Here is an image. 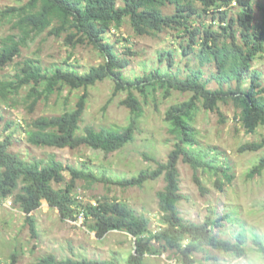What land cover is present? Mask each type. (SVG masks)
Masks as SVG:
<instances>
[{"label": "trees", "instance_id": "trees-1", "mask_svg": "<svg viewBox=\"0 0 264 264\" xmlns=\"http://www.w3.org/2000/svg\"><path fill=\"white\" fill-rule=\"evenodd\" d=\"M29 0L20 7H9L6 14L18 17L14 24L17 32L7 35L1 41L0 69L12 63L21 55L35 35H40L52 26L51 34L60 36L68 32L67 40L72 46L90 43L101 51L106 62L93 66L87 73L56 66L47 71L35 58H27L18 68L12 79L0 80V100L10 102L12 96L29 87L25 96L30 111L38 102L49 98L64 86L73 89L83 88L84 94L73 111L60 116H42L35 119L27 131L29 142L37 146L70 147L81 145L103 150L106 153L117 151L134 141L140 117L143 115L142 101L132 91L138 89L144 100L160 89L163 97L171 95V89L183 93L192 92L185 101L169 107L166 121L170 123L177 142L167 162L156 161L154 169L141 170L137 175L113 179L106 173H97L92 167L82 168L65 165L55 154L48 158L23 159L10 148L13 133L0 140V203L8 198L27 214V221L33 235L36 234V220L33 211L44 201L57 208L63 219L85 218L90 231L103 238L110 231H125L135 239V250L126 259H91L88 257L60 259L54 253L39 259L37 264H147V255H159L170 251L177 257L178 264H197L195 254L206 251L208 246L245 255L243 243L245 234L239 232L238 242L220 238L214 234L213 226L219 220L209 215L202 222L186 220L179 211V202L185 199L181 193L179 159L191 165L197 172L200 168L217 175L216 182L223 184L221 175L233 180L230 167L220 162V158L210 157L208 150L199 147L198 133L194 127V113L198 103L216 110L220 101L232 100L239 111L240 121L248 132H254L264 125V78L263 73L254 68L259 55L264 54V18L256 22V6L264 17V1L253 0ZM256 5V6H255ZM172 7L168 13L164 8ZM238 9L237 12H235ZM235 12V13H234ZM129 20L138 35L176 30L186 44H182L184 55H194L198 67L192 69L185 78L179 73L155 68L143 78L130 81L123 70L131 64L130 59L121 57L115 45L107 41L106 35L113 29H121ZM129 53H132L129 51ZM173 52H163L160 60L167 58L173 63ZM214 65L216 71L204 78L203 68ZM112 77L116 83L114 95L127 90L128 96L122 101L132 113L129 124L121 131L88 128L86 134L79 135L87 99V90L99 81ZM215 80L219 88L208 87ZM129 84L131 85L129 87ZM2 116L0 115V121ZM11 124H8L7 130ZM13 126V125H12ZM11 126V127H12ZM261 142L244 145L241 151L259 150ZM148 159L152 157L146 155ZM154 159V158H153ZM71 175L67 180L65 172ZM264 171V156L249 172V177ZM164 175L166 185L158 192L161 210V227L153 230L151 219L139 213L128 202L104 196L96 202L83 203L76 195L78 181L89 184L102 182L121 187H142L145 182ZM195 180L202 190L206 188L195 173ZM54 184H63L55 187ZM259 250L264 253V242L255 239ZM169 256V257H170ZM172 258V257H171Z\"/></svg>", "mask_w": 264, "mask_h": 264}, {"label": "rangeland", "instance_id": "rangeland-1", "mask_svg": "<svg viewBox=\"0 0 264 264\" xmlns=\"http://www.w3.org/2000/svg\"><path fill=\"white\" fill-rule=\"evenodd\" d=\"M253 1L262 3L264 0ZM28 2L29 0H0V47L4 37L17 32L14 24L18 17L6 14L5 10ZM119 2L122 3V0ZM164 10L168 13L174 12L171 6ZM237 11L238 9L235 12ZM263 18L261 9L256 6V22L261 23ZM51 29L52 26L40 35H35L28 46L22 48L20 56L0 69V80L12 79L27 58L39 60L47 71L62 66L80 73H87L93 66L106 62L104 55L94 45L85 43L72 46L67 40L68 32L56 36L50 33ZM106 37L107 41L115 45V50L121 57L130 59L131 64L123 70V74L132 82L143 78L157 67H161L164 72L168 70L179 73L183 78L198 67L194 55L182 53V44H186V39L176 30L138 35L127 19L121 29H113ZM168 51L173 52V63L167 58L160 60L159 56ZM254 68L259 69L264 78V54L255 60ZM203 70L204 78H209L216 68L210 65ZM115 86L114 79L109 77L88 88L79 135L86 134L88 128L121 131L129 124L132 113L122 103L127 98L128 91L121 90L114 95ZM208 87L217 89L219 85L211 80ZM28 89L29 87L23 88L8 103L0 100V140L13 133L14 143L10 149L23 159L48 158L55 154L65 165L82 168L86 164L97 173H106L113 179L132 177L144 169L154 170L158 166L157 160L167 162L178 140L170 123L166 121V112L170 106L188 100L193 94L171 89V95L164 98L163 90L159 88L148 100H144L142 93L133 87L134 95L141 99L143 106L136 137L121 149L106 153L86 145L70 148L30 143L27 131L35 119L42 116H60L67 111H73L85 90L64 86L49 98L41 99L34 111H30L25 101ZM194 116L193 124L198 133L199 147L205 150L212 147L210 157L220 158V162L230 167V173L234 177L229 181L221 175L223 184H219L216 182L217 175L202 168L195 172L191 165L180 158L178 168L181 193L185 196L179 202L180 214L186 220L198 223L204 222L209 215L213 216L219 220L213 226L214 234L223 239L238 242L239 232L245 234L244 256L239 257L233 252L208 246L206 251L195 254L197 264H264V253L255 242L256 238L264 242V171L254 177L248 176L264 156V146L257 151H241L244 145L263 140L264 125H259L254 132H248L241 123L239 111L232 100L220 101L216 110H210L199 102ZM8 124L13 126L7 130ZM146 155L152 157V160ZM195 173L203 182L205 190L197 184ZM65 175L70 180L68 171ZM165 185L164 175L145 182L142 187L124 188L117 184H89L78 181L76 195L83 203H95L97 198L104 196L126 201L139 213L151 219L153 230H159L161 210L158 192ZM32 215L37 226L35 235L27 221V214L16 207L11 198L0 203V264H37L40 258L50 253L60 259H110L115 256L126 261L135 250V239L127 232L110 231L103 238H99L85 225L83 215L77 220L63 219L59 210L47 201L33 211ZM170 254V251H166L159 255H147L145 261L147 264H178L177 257Z\"/></svg>", "mask_w": 264, "mask_h": 264}]
</instances>
